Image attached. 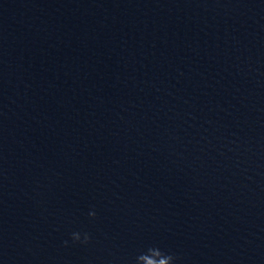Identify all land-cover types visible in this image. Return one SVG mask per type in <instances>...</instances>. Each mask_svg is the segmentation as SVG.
<instances>
[{
  "label": "water",
  "instance_id": "obj_1",
  "mask_svg": "<svg viewBox=\"0 0 264 264\" xmlns=\"http://www.w3.org/2000/svg\"><path fill=\"white\" fill-rule=\"evenodd\" d=\"M0 264H264V0H0Z\"/></svg>",
  "mask_w": 264,
  "mask_h": 264
},
{
  "label": "clouds",
  "instance_id": "obj_2",
  "mask_svg": "<svg viewBox=\"0 0 264 264\" xmlns=\"http://www.w3.org/2000/svg\"><path fill=\"white\" fill-rule=\"evenodd\" d=\"M73 240L79 241L80 240V235L79 234H74L73 235Z\"/></svg>",
  "mask_w": 264,
  "mask_h": 264
}]
</instances>
